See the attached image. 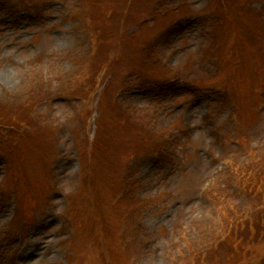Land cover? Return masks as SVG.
Returning a JSON list of instances; mask_svg holds the SVG:
<instances>
[{
  "label": "rangeland",
  "instance_id": "374dc122",
  "mask_svg": "<svg viewBox=\"0 0 264 264\" xmlns=\"http://www.w3.org/2000/svg\"><path fill=\"white\" fill-rule=\"evenodd\" d=\"M261 200L264 0H0V264H264Z\"/></svg>",
  "mask_w": 264,
  "mask_h": 264
},
{
  "label": "trees",
  "instance_id": "16d2710c",
  "mask_svg": "<svg viewBox=\"0 0 264 264\" xmlns=\"http://www.w3.org/2000/svg\"><path fill=\"white\" fill-rule=\"evenodd\" d=\"M261 202H262L261 204L264 205V200H261ZM261 212H262V211H261ZM263 213H264V210H263ZM261 224H262L261 226L264 227V217H263V220H262ZM259 225H260V224H258L257 226H259ZM255 234H256V232H255ZM251 235H252L251 237L254 236V231H253V233H252ZM263 235H264V232H263ZM246 239H249V238H246V237H245L244 240H246ZM249 240L252 241L253 239H249ZM243 246H245V244H243L242 247H243ZM239 247H240V246H239Z\"/></svg>",
  "mask_w": 264,
  "mask_h": 264
}]
</instances>
